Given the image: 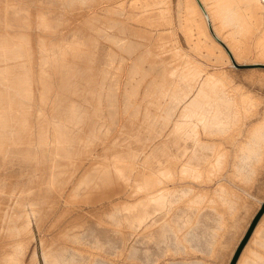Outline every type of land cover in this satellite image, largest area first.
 Wrapping results in <instances>:
<instances>
[{
	"label": "bare ground",
	"instance_id": "6f19581e",
	"mask_svg": "<svg viewBox=\"0 0 264 264\" xmlns=\"http://www.w3.org/2000/svg\"><path fill=\"white\" fill-rule=\"evenodd\" d=\"M50 1L56 8L32 10L30 0H0V264H38L34 251L26 258L31 218L41 229L68 190L66 199L109 205L88 234L67 231L58 248L42 242L44 264H98L106 254L151 264L131 251L130 237L144 231L163 245L159 257L180 252L182 230L197 224L213 246L240 196L222 184L209 197L178 184L222 174V146L243 133L259 99L189 52L228 57L209 34L207 14L235 59L253 44L264 61V0H178L175 15L172 0ZM74 10L93 14L66 31ZM134 22L167 33L151 37ZM176 23L194 43L189 52ZM242 137L228 165L246 186L264 161V115ZM204 207L212 211L202 214L206 222ZM155 218L162 222L152 229ZM237 264H264V222Z\"/></svg>",
	"mask_w": 264,
	"mask_h": 264
},
{
	"label": "rangeland",
	"instance_id": "374dc122",
	"mask_svg": "<svg viewBox=\"0 0 264 264\" xmlns=\"http://www.w3.org/2000/svg\"><path fill=\"white\" fill-rule=\"evenodd\" d=\"M30 1H32V3L30 2L32 10H36L35 7H39L42 10H45V8H56L55 4H51L52 1L50 0ZM176 3H178V0H172V15H175ZM101 9H103V7H101ZM97 10H100V8ZM92 14L84 13L82 10L72 11L69 13V22L64 30L67 31L78 26L79 24H82V22ZM175 21L176 20H174V23ZM206 24L208 30L210 31L209 34L212 37L213 42L221 49L224 48L226 50L228 57H226L225 60L219 59L218 53L208 52V50L205 49L199 48L198 50L194 48L199 55L190 51L188 47L189 45L193 46L194 43L189 41L187 35L184 33V28L177 26L176 23V25H173V30H175V37L177 38L178 43L185 51H190V55L209 71L213 70L226 72L233 84L242 88V91L257 97L259 99V104L256 107L254 116L246 120V124L243 127V133L237 135L231 144H226L225 148L222 146L223 149H225L228 153L227 165L222 174L217 177L215 181L210 182L209 184H203L199 182H193L191 184L188 181H183L178 185L192 186L195 192L197 191L199 193H206V195L209 197L217 185L222 184L240 196V206L233 216L226 214L224 217V227L223 229L219 230L220 234L217 235V240L213 246H206L203 244V241L209 238V232L204 230V227H201L200 224H197L193 225L190 230H182L181 236L186 238L187 241L184 239L182 244L179 245L180 252L178 251L174 253L175 251L172 250L157 257L160 252L159 248L162 249L163 245H155L154 243L149 242L147 237H145L146 233L142 234L144 231H138L137 234H134V236L130 237L128 242L129 247L131 251L135 250L142 256L145 254L149 255L150 258L154 259L153 263L151 264H230L233 260L235 252L243 242L253 221L258 217L262 205L264 204V161L259 167L254 180L246 186L241 185L237 180L230 178L232 173L231 165H228V162L231 163V157L236 144L243 140L242 135L245 134L249 126L260 121L264 115V61L256 57L253 44L249 54L245 55L243 58L235 59L233 55L229 53V50L227 49L225 42L223 43L221 36H217V34L213 31V27L211 26L207 14ZM133 25L143 31L149 30L150 32H148L151 37H155L160 32L167 33L163 32L166 31V29L163 27L150 28L149 26L135 22ZM202 56L206 57L204 58ZM208 140H213V143L221 142V138H208ZM68 191L62 195L60 199H58L57 207L53 213L48 216L41 229H38L35 226L34 220L31 218V229L34 239L30 243L27 250V260L34 251V253L37 255L38 264H44L42 259V242L46 248H55V246L58 248V244L60 241H62L61 238L65 232L72 231L75 233L84 231L83 235H85L96 229L97 226L94 224L96 215L100 211L107 210L109 204L106 203V201L101 204L72 201L70 199H66L68 196ZM215 209L217 212L221 211V207L218 205L215 206ZM175 212L179 213V209H177ZM207 212L211 213L212 211L208 207H204L199 213L201 214V219L204 222H206L207 218L203 215H205ZM155 220H157V223L151 227L152 229L156 228L158 224L162 222V220H159V218H155ZM210 222L211 221H209V223ZM262 222H264V213L258 219L256 226ZM76 227H79V229ZM197 233L201 239L198 238ZM201 243L202 247L206 249V252L203 251L202 248L201 251L198 250V245ZM247 243L244 248L247 246ZM169 244L170 248L172 249L173 242H169ZM73 252L74 251L68 248L67 254H71ZM91 252L94 251L92 250ZM103 256L104 257L101 258L98 256L95 257V262L98 264H124V262H127V260L124 259L123 254L118 256L106 254ZM106 259H108V261ZM134 261L135 260L132 262ZM138 264L142 263L138 261Z\"/></svg>",
	"mask_w": 264,
	"mask_h": 264
},
{
	"label": "water",
	"instance_id": "95a60500",
	"mask_svg": "<svg viewBox=\"0 0 264 264\" xmlns=\"http://www.w3.org/2000/svg\"><path fill=\"white\" fill-rule=\"evenodd\" d=\"M263 213H264V204L262 205V208H261V210H260V213H259L258 217L256 218V220L253 221V223H252V225H251V227H250V229H249V232L246 234V236H245L243 242L241 243V245L239 246V248H238L237 251L235 252L234 257H233V260L231 261L230 264H237L238 259H239L240 255H241V253H242V251H243V249H244V246L246 245V243H247L248 240L250 239L251 235L253 234L254 229H255V227H256V224H257V222H258V219L260 218V216H261Z\"/></svg>",
	"mask_w": 264,
	"mask_h": 264
}]
</instances>
